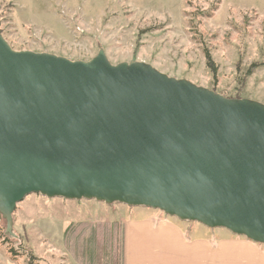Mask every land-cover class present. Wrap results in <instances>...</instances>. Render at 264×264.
I'll return each instance as SVG.
<instances>
[{
	"label": "water",
	"instance_id": "1",
	"mask_svg": "<svg viewBox=\"0 0 264 264\" xmlns=\"http://www.w3.org/2000/svg\"><path fill=\"white\" fill-rule=\"evenodd\" d=\"M158 210L264 245V104L0 33V215L27 195Z\"/></svg>",
	"mask_w": 264,
	"mask_h": 264
},
{
	"label": "rangeland",
	"instance_id": "2",
	"mask_svg": "<svg viewBox=\"0 0 264 264\" xmlns=\"http://www.w3.org/2000/svg\"><path fill=\"white\" fill-rule=\"evenodd\" d=\"M0 33L14 50L89 60L101 48L113 65L145 62L264 104V0H0ZM137 209L27 195L13 235L0 215V264H121L122 223Z\"/></svg>",
	"mask_w": 264,
	"mask_h": 264
},
{
	"label": "crops",
	"instance_id": "3",
	"mask_svg": "<svg viewBox=\"0 0 264 264\" xmlns=\"http://www.w3.org/2000/svg\"><path fill=\"white\" fill-rule=\"evenodd\" d=\"M137 208L122 223L121 264H264L262 244Z\"/></svg>",
	"mask_w": 264,
	"mask_h": 264
},
{
	"label": "trees",
	"instance_id": "4",
	"mask_svg": "<svg viewBox=\"0 0 264 264\" xmlns=\"http://www.w3.org/2000/svg\"><path fill=\"white\" fill-rule=\"evenodd\" d=\"M204 57H205L206 66L214 73L215 72V66H214L213 60L210 56V53L207 49H204Z\"/></svg>",
	"mask_w": 264,
	"mask_h": 264
}]
</instances>
